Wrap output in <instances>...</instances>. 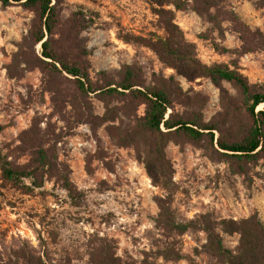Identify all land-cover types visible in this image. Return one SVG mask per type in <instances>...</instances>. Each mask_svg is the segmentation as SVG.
<instances>
[{
    "label": "rangeland",
    "instance_id": "1",
    "mask_svg": "<svg viewBox=\"0 0 264 264\" xmlns=\"http://www.w3.org/2000/svg\"><path fill=\"white\" fill-rule=\"evenodd\" d=\"M57 7L53 40L85 61L94 84L131 70L139 84L171 92L178 113L217 124V136L247 132L237 85L188 77L147 42L164 36L172 20L201 62L228 64L264 91V49L247 51L243 39L264 36V0H224L212 16L153 0H57ZM34 17L21 3L0 2V264H25L24 253L45 264H92L90 243L101 238L136 264L145 257L229 264L217 238L237 254L239 224L264 226V157L238 171L207 138L144 129L145 106L124 95L62 94L59 77L38 66L41 46L29 40ZM30 132L29 141L49 152L44 167L36 147L26 148ZM6 160L38 166L42 186L32 178L13 185L2 173Z\"/></svg>",
    "mask_w": 264,
    "mask_h": 264
},
{
    "label": "trees",
    "instance_id": "2",
    "mask_svg": "<svg viewBox=\"0 0 264 264\" xmlns=\"http://www.w3.org/2000/svg\"><path fill=\"white\" fill-rule=\"evenodd\" d=\"M223 1L153 0L158 5L172 4L177 9L189 7L201 16H212L210 10ZM0 2L3 6L21 3L35 13L29 31V40L33 45L40 44L41 54L38 57V66L45 76L59 77L62 94L83 97L101 90L110 94L124 95L133 105L145 106V113L140 118L144 129L162 133V127H164L168 131H181L191 140L207 138L210 146L212 148L217 146L238 171H243L248 163L256 162L264 157V108L257 110L258 105L264 103V91L253 90L247 78L228 64L209 65L201 62L190 49V44L184 42L182 33L172 20L165 21L164 36L156 34V40L148 41L147 44L160 57L172 60V64L180 68L188 77L209 76L213 81L227 80L237 85L244 96L245 110L249 119V128L245 134L234 139L222 134L217 136L215 134V130H218L217 124L202 123L195 117L178 113L175 110V98L171 92L164 88L139 84L131 70H127L118 80L105 77L102 84H94L85 61L69 48L64 51L66 47L57 45V42L53 40L58 33L61 19L57 0L55 2L54 0H0ZM243 39L249 46L247 51L264 49L262 35L245 34ZM33 137L34 134L30 132L28 138L24 139L28 141L26 148L36 147L35 153L38 154L36 162L44 167L50 163L49 152L38 146L36 141H29L34 139ZM1 169L3 176L15 186H21L23 178H32L36 186L43 184V181L35 175L38 166L29 169L11 164L6 160L2 162ZM66 187L70 189L71 185L67 184ZM177 226L181 230L187 227V225ZM237 230L241 233L237 254H230L223 249L220 238H217L218 249L226 254V261L229 264H264V226L254 219H249L242 221ZM89 256L92 264H136L134 260L116 255L114 241L107 238L90 243ZM23 259L25 264H45L40 256L35 257L24 253ZM140 264L159 263L145 257Z\"/></svg>",
    "mask_w": 264,
    "mask_h": 264
}]
</instances>
